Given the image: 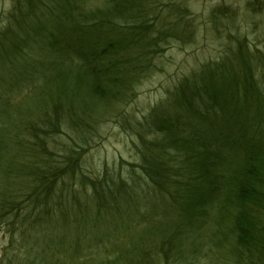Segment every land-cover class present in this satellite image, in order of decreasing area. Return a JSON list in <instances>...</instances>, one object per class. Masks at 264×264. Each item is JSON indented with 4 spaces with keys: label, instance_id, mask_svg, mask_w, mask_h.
I'll return each instance as SVG.
<instances>
[{
    "label": "trees",
    "instance_id": "16d2710c",
    "mask_svg": "<svg viewBox=\"0 0 264 264\" xmlns=\"http://www.w3.org/2000/svg\"><path fill=\"white\" fill-rule=\"evenodd\" d=\"M80 1H73L65 18L61 43L44 49L51 47L55 58L57 54L58 59L62 54L67 57L72 49L63 44L66 36L76 37L85 26L97 31L90 42H84L85 50L76 54L80 77L75 90L87 100L127 98L151 71L153 55L159 54L163 46L193 43L195 25L188 17L186 5L170 0L160 7L155 0H97L103 4L89 12L88 24L83 23L82 27L78 22V17L84 15ZM40 2L36 8L48 18L54 9L52 0ZM34 7L29 1L23 2L24 18ZM14 11L16 16L0 26V46L7 37V55L29 48L24 37L29 27L21 20L23 13L20 17L17 13L20 8L14 7ZM224 11L212 14L213 30L227 16ZM70 17L74 20L68 24ZM15 27L20 28L18 37L13 34ZM230 42L235 46L225 47L219 62L181 82L172 93L173 98L153 107L145 117L144 133L139 134L143 144L138 150L140 173L135 177L123 180L105 175L97 181L85 178L79 174L75 149L71 148L64 154L66 160L52 161L50 169L46 164L42 168L34 164L29 195L20 203L7 202V196L0 191V229L3 221L6 232L7 225H15L10 242L18 239L12 243L17 251L12 255L7 251V264H68L55 259L59 254L69 256V264H97L103 238L112 241L110 250L104 247L111 257L104 264H143L152 259L142 253L151 244L150 238L160 248L163 243L157 244L160 240L156 234L191 228L212 210L216 219L232 213V235L237 248L253 249L264 258V52L249 49L248 43L237 36ZM55 58L49 64L54 65ZM32 76L27 71L20 73L15 81L12 77L13 82L0 87V182L11 175L9 166L12 171L16 161L11 155L7 157L10 146L17 148L18 155L29 147L37 148L36 160L41 162L43 158L45 162L47 157L42 153H50L45 146L48 137L60 133L63 126L77 130L80 124L86 131L95 121V110L84 112L72 102L52 103L50 109L48 106L43 111L50 94L46 90L50 87L47 79L42 86L48 96H38L40 102L46 98L38 120L31 123L28 118L26 124L17 123L13 129L7 124L5 130L3 119L11 117L7 107L13 108L9 107L11 93ZM40 102L37 108L42 106ZM17 169L14 167L12 174ZM50 177L52 180L48 181ZM74 183L84 189L83 193L87 190L86 198L72 193ZM154 197L169 198L168 207L164 203L159 207L161 204ZM145 198L150 201L151 214L161 211L167 215V227L157 223L143 232L139 251L133 247L123 250V239L134 237L130 234L135 229L132 227L146 224L140 210ZM93 244L102 246L92 249Z\"/></svg>",
    "mask_w": 264,
    "mask_h": 264
},
{
    "label": "rangeland",
    "instance_id": "374dc122",
    "mask_svg": "<svg viewBox=\"0 0 264 264\" xmlns=\"http://www.w3.org/2000/svg\"><path fill=\"white\" fill-rule=\"evenodd\" d=\"M24 1L27 3L29 1L31 6H35L25 18L23 15L26 10L22 9ZM73 1L52 0L51 4L54 9L48 18H45L42 12L40 13L36 8V6H41L40 0H0L1 27L8 18L16 16L14 7L20 8L17 13L19 17L20 13H23L21 20H24L29 27L24 31L26 35L24 37L29 41L27 50L24 49L20 53L10 52L7 55V37L0 46V87L7 86L12 81V77L15 81L20 73L23 74L26 71L33 73L30 81L20 82V86L11 93L12 103L9 107L13 108L7 107V112L11 117L6 116L3 119L4 124H6L5 130H7V124L10 129H13L17 123L26 124L28 118L31 123H35L38 120L36 118L40 116L38 111L46 101L44 98L43 102H40L38 96L41 94L48 96V92L50 94L43 111H47L48 106L50 109L52 103L59 105L62 102H72L75 108L78 106L84 112L95 110L93 115L95 121L91 122L92 125H89L86 131L80 124L76 128L77 130L63 126L59 129L60 133L46 139L45 146L50 153L46 155L40 152L47 157L45 162H42L43 158H40L41 162L38 158L36 160L37 148L29 147L26 151H21V155H18L17 148L10 146L7 157L11 155V159L16 160L12 165V171L14 167H18V169L16 173L12 174L10 165L8 170L11 175L0 182V191L5 193L9 203H17L15 201L20 203L26 195H29L27 193L32 182L34 164L39 168L46 164L49 167L47 169H50L53 164L52 161L58 162L63 159L62 162H64L66 160L64 154L71 148L75 149L73 155L77 167H79V174L85 178L97 181L105 175L123 180L130 176L135 177L140 173L137 167L139 163L138 150L143 145L139 134L144 133L142 127L146 121L145 117L153 107L173 98L172 93L181 82L193 78L203 68L219 62L223 57L224 48L229 45L235 46V43L230 42L233 36L243 38L250 46L249 49L257 48L264 52V0H170L188 6V17L193 20L195 25L193 43L187 45L170 43L163 46V50L159 54L153 55L151 71H147L127 98L120 101L105 102L87 100L88 98L81 91L75 90L77 79L80 77V60L76 59V54L85 50L84 42L87 40L90 42L91 36L96 35L97 31L88 26L84 27L83 23L88 24L89 12L97 10L103 1L81 0L79 2L84 15L78 17V22L84 28L76 37L75 34L66 36L63 44L72 49L67 57L62 54L58 59L57 54L55 58L54 53L51 52V47L48 50L44 49L49 46L54 47L55 43H61V36L66 31V27L63 25ZM154 2L156 5L159 4V7L165 6V0H155ZM221 10H225L223 14L227 13V16H224L220 23L215 26L216 30H213L210 18H212L213 13ZM73 20L74 18H71L68 24L73 23ZM70 28L73 29L72 26ZM97 28L104 30V27L99 26ZM13 34L15 37L20 36V28L15 27ZM82 34L83 36L80 37ZM54 58L55 64H49ZM45 73L48 76H45ZM227 73L231 74L230 71ZM47 79L50 85L46 89L48 92L43 91L42 86ZM0 98L3 97L0 96ZM39 102L42 106L37 108ZM53 112H56V108L53 109ZM32 116L35 118H31ZM79 133H84V135L81 134L82 139ZM21 135L25 136L22 133ZM147 140H149L148 136ZM49 180H52L51 177ZM71 190L78 197L80 195L87 197V190L83 193L84 189L75 183ZM149 197L151 198V195ZM154 198L161 204L159 207L165 205L166 208L168 207L169 198ZM145 200V206H141L140 210L141 213L143 212L142 221L145 220L146 224L132 227L135 229H131L130 234L134 237L133 239H123L120 244L123 250L130 251L133 247L135 251H139L141 247L139 237L143 232L154 227L157 223L167 227L169 221L167 215L161 211H155L151 214L153 209L150 210V201H147V198ZM215 214L214 210L207 211L204 219L199 220L188 229L168 230V232L164 231L161 234L151 233L159 235L160 241L157 240L159 241L157 244L161 242L163 244L157 248L150 238L151 244L144 250L142 249L143 252L142 250L141 252L143 256L148 255L152 259L143 264H264L261 253L253 249L246 251L237 248L232 235V213H225L218 219H216ZM13 228L15 225H7L6 232L4 221L2 222L0 264H7V251L11 255L17 251L12 243L18 239L15 237L10 242L11 229ZM29 234L32 233L29 232ZM35 235L40 234L35 233ZM102 241L103 251L97 259V264H104L107 259L111 258L105 248L110 250L109 245L111 243L109 242L112 241L106 238H103ZM127 241L134 244L127 245ZM99 245L93 244L91 248L97 249L102 246V244ZM56 257L59 261H65L68 264L71 261V258L66 254L64 256L59 254L55 256V259ZM89 263L92 264V262ZM118 264L127 263L119 261Z\"/></svg>",
    "mask_w": 264,
    "mask_h": 264
}]
</instances>
